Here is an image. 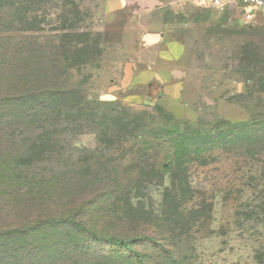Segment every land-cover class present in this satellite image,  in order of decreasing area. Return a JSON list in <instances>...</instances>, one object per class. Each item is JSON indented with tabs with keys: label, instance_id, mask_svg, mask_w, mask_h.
I'll list each match as a JSON object with an SVG mask.
<instances>
[{
	"label": "trees",
	"instance_id": "16d2710c",
	"mask_svg": "<svg viewBox=\"0 0 264 264\" xmlns=\"http://www.w3.org/2000/svg\"><path fill=\"white\" fill-rule=\"evenodd\" d=\"M14 2L0 0V264H199L219 201L257 242L231 264H264V114L191 124L106 106L32 44L22 57ZM85 130L94 148L66 136Z\"/></svg>",
	"mask_w": 264,
	"mask_h": 264
},
{
	"label": "rangeland",
	"instance_id": "374dc122",
	"mask_svg": "<svg viewBox=\"0 0 264 264\" xmlns=\"http://www.w3.org/2000/svg\"><path fill=\"white\" fill-rule=\"evenodd\" d=\"M140 1L107 12L103 0H24L22 6L15 0L5 6L3 18L22 57L32 44L48 63L60 65L61 80L69 74L70 86L81 85L106 106L152 115L159 108L191 124L264 114V15L244 23L186 0L154 9ZM12 18L16 23L10 26ZM145 64L152 65V83L160 82L156 90L132 84ZM66 136L88 148L98 143L88 130ZM214 168L221 177L227 165L203 171ZM152 199H158L155 190ZM232 214V203L219 201L212 220L195 236L199 264L247 261L257 242L249 235L239 239Z\"/></svg>",
	"mask_w": 264,
	"mask_h": 264
},
{
	"label": "built area",
	"instance_id": "2783aa9c",
	"mask_svg": "<svg viewBox=\"0 0 264 264\" xmlns=\"http://www.w3.org/2000/svg\"><path fill=\"white\" fill-rule=\"evenodd\" d=\"M201 8L230 14L237 21L251 23L264 15V0H192Z\"/></svg>",
	"mask_w": 264,
	"mask_h": 264
},
{
	"label": "crops",
	"instance_id": "0c3cea01",
	"mask_svg": "<svg viewBox=\"0 0 264 264\" xmlns=\"http://www.w3.org/2000/svg\"><path fill=\"white\" fill-rule=\"evenodd\" d=\"M180 1L182 0H141L140 4L144 5L145 8L154 9V8H162L163 6L169 4H176L177 2ZM186 1L190 2L193 5H196L193 3L192 0H186ZM132 3L133 0H103V5L107 12H117L124 10L128 8ZM197 7L201 8L200 6ZM151 68L152 65L150 64H145L139 67L137 71L134 72V75L132 77V84L133 85L148 84L150 90H156V88L159 87L160 82L158 83L156 82L157 80H155V83L154 84L152 83L153 79H151L148 76L152 74Z\"/></svg>",
	"mask_w": 264,
	"mask_h": 264
}]
</instances>
